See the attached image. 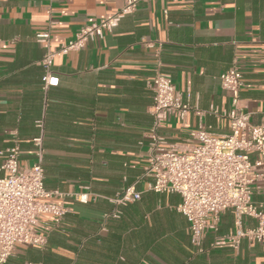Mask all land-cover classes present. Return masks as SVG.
<instances>
[{
	"label": "crops",
	"instance_id": "obj_1",
	"mask_svg": "<svg viewBox=\"0 0 264 264\" xmlns=\"http://www.w3.org/2000/svg\"><path fill=\"white\" fill-rule=\"evenodd\" d=\"M125 1L0 0V179L15 141L21 165L35 163L36 122L43 119L45 189L60 194L46 201L67 209L59 227L50 217L36 227L48 237L45 248L17 245L7 264H264L262 243L244 241L238 252L216 244L235 233L233 210L217 231H206L205 252L198 254L189 221L177 210L181 196L151 192L143 178L154 124L149 83L157 72L173 79L184 102L205 112L163 123L160 135L181 153L198 145L193 135L201 129L230 133L223 114L231 97L220 77L236 65L243 112L252 124H264V0L142 3L112 33L57 58L59 85L45 89L47 49L114 16ZM42 33H50L49 46L37 41ZM129 189L141 198L116 202ZM253 200L263 202V192ZM245 226L257 221L248 218Z\"/></svg>",
	"mask_w": 264,
	"mask_h": 264
},
{
	"label": "built area",
	"instance_id": "obj_2",
	"mask_svg": "<svg viewBox=\"0 0 264 264\" xmlns=\"http://www.w3.org/2000/svg\"><path fill=\"white\" fill-rule=\"evenodd\" d=\"M148 1L126 0L114 16L82 27L73 40L59 49L49 47L41 61L44 88L59 85L53 70L57 58L82 51L95 38L112 33L124 17ZM48 13L51 15V10ZM36 38L49 46L50 33L38 34ZM220 81L222 89L231 97V108L223 114L230 133L217 136L201 129L194 133L198 145L189 153H181L176 146L168 144L159 130L170 116L185 122L190 113L203 116L205 112L183 101L171 77L157 72L149 83L154 95L151 108L154 124L147 135L149 149L143 178L149 179L151 192L181 196L182 203L177 210L189 221L191 243L198 254L205 252L202 242L206 231H217L222 215L228 210L235 213L236 231L217 245L230 244L238 252L244 241L264 244V201L253 200L257 192L264 195V124H252L250 116L243 112L240 67L236 65L223 73ZM210 112L217 114L215 110ZM36 126L41 134L33 140L36 152L32 166L21 165L18 141L6 151L2 167L5 176L0 179V264L8 263L17 245L45 248L48 237L36 231L41 219L50 217L57 228L67 213L63 205L46 201L60 194L45 189L44 120L37 121ZM251 154L257 158L252 160ZM85 197L80 200L84 202ZM140 198L141 193L129 189L116 202L126 204ZM248 218L257 221L255 228L245 226Z\"/></svg>",
	"mask_w": 264,
	"mask_h": 264
}]
</instances>
